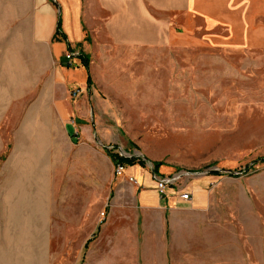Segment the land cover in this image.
Returning a JSON list of instances; mask_svg holds the SVG:
<instances>
[{"label":"crops","instance_id":"obj_1","mask_svg":"<svg viewBox=\"0 0 264 264\" xmlns=\"http://www.w3.org/2000/svg\"><path fill=\"white\" fill-rule=\"evenodd\" d=\"M10 18L24 32L25 0H0V64L2 50L8 56ZM57 18L63 38L53 39ZM32 29L57 63L51 81L64 102L55 100L53 107L64 122L65 147L39 142L26 153L24 122L10 121L0 95V264H54L57 256L77 255L86 246L82 264H233L231 239L215 236L209 245L204 222L191 218L210 202L200 182L181 201L175 193L188 180L166 173L163 163L153 171L137 162L122 164V173L106 181L116 164L106 152L112 148L94 131L84 93L70 102L66 87L83 92L90 69L106 64L103 58L114 49L184 46L190 40L264 49V0H35ZM67 45L81 52L75 67L64 62ZM58 172L65 184L57 183ZM157 177L172 179L165 197L154 190Z\"/></svg>","mask_w":264,"mask_h":264},{"label":"rangeland","instance_id":"obj_2","mask_svg":"<svg viewBox=\"0 0 264 264\" xmlns=\"http://www.w3.org/2000/svg\"><path fill=\"white\" fill-rule=\"evenodd\" d=\"M34 3L25 0L24 32L10 18L8 56L2 50L0 64L2 107L8 104L10 121L24 122L26 153L39 142L64 148L66 138L53 107L55 100L64 102L51 81L57 63L33 32ZM192 42L114 49L103 58L106 64L90 69L91 83L83 92L72 97L74 86L66 87V99L74 102L84 93L93 130L106 148L136 151L148 169L161 161L166 173L188 180L184 190L200 182L210 202L191 218L204 222L207 243L226 237L233 264H264V162L258 160L264 156V49ZM66 52L81 56L69 45L63 58ZM113 175L106 172V181ZM57 183H66L64 172H58ZM87 247L53 263L82 264Z\"/></svg>","mask_w":264,"mask_h":264},{"label":"built area","instance_id":"obj_3","mask_svg":"<svg viewBox=\"0 0 264 264\" xmlns=\"http://www.w3.org/2000/svg\"><path fill=\"white\" fill-rule=\"evenodd\" d=\"M74 53H70V52H66L64 53V60L67 66H74ZM81 92L80 88H73L72 90H70L69 95L74 97L76 95H78ZM122 169H123V165L121 163L115 164L114 165V174L115 175H119L122 173ZM127 180L130 182H135V180L132 177H127ZM155 184H154V190L156 191L157 195L159 197H165L167 195L166 192V187L168 186L169 183H172V179L171 178H155L154 179ZM176 197L181 200V201H187L190 199V192L185 191V190H180L178 189L175 193ZM102 212L99 213L100 216H102Z\"/></svg>","mask_w":264,"mask_h":264},{"label":"trees","instance_id":"obj_4","mask_svg":"<svg viewBox=\"0 0 264 264\" xmlns=\"http://www.w3.org/2000/svg\"><path fill=\"white\" fill-rule=\"evenodd\" d=\"M59 34H60V26H59V18H57L55 31H54V34L52 35V38L56 39L57 38L56 36ZM61 35L63 36V34H61ZM83 65L85 67H87V61L84 57H83ZM86 84H90L89 76L86 77ZM111 148H114V146H112ZM106 152L110 155V157L115 161L116 164H118V163L132 164L134 162L143 164V160L139 156L124 157V156H121L120 154H118L117 152H112V151L107 150V149H106ZM258 160L264 162V156L262 158H259ZM151 164H152V170L156 171L158 166H160L162 163H161V161H152ZM244 170L245 169H243L242 171H244ZM210 174L215 175V174H219V172H218V170H211Z\"/></svg>","mask_w":264,"mask_h":264},{"label":"water","instance_id":"obj_5","mask_svg":"<svg viewBox=\"0 0 264 264\" xmlns=\"http://www.w3.org/2000/svg\"><path fill=\"white\" fill-rule=\"evenodd\" d=\"M123 153H125V154H123L124 156H128V155L126 154V152H123Z\"/></svg>","mask_w":264,"mask_h":264}]
</instances>
